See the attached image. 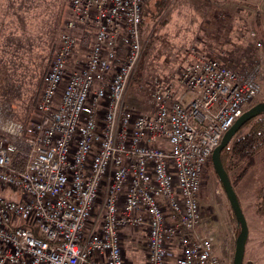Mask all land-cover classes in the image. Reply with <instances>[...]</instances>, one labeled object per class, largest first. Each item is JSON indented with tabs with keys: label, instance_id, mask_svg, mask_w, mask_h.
<instances>
[{
	"label": "built area",
	"instance_id": "obj_1",
	"mask_svg": "<svg viewBox=\"0 0 264 264\" xmlns=\"http://www.w3.org/2000/svg\"><path fill=\"white\" fill-rule=\"evenodd\" d=\"M148 1L68 0L36 118L0 122V191L16 194L0 196V264H126V229L144 230L145 264H221L199 195L214 149L261 92L259 50L193 56L136 112L123 97Z\"/></svg>",
	"mask_w": 264,
	"mask_h": 264
},
{
	"label": "rangeland",
	"instance_id": "obj_2",
	"mask_svg": "<svg viewBox=\"0 0 264 264\" xmlns=\"http://www.w3.org/2000/svg\"><path fill=\"white\" fill-rule=\"evenodd\" d=\"M159 2H163L160 12ZM146 5L141 54L123 97L128 108L142 112L151 107L150 84L168 82L193 56L243 58L249 54L246 48L255 44L264 70V0H149ZM27 7L26 12L19 8L15 13L18 24L25 20L28 24L27 29H18L17 53L0 55V122L11 119L29 126V120L36 118L35 104L60 48L64 24L72 15L68 0H32ZM79 32H75L77 38ZM256 43L262 45L260 49ZM86 46L79 43L77 55ZM139 77L146 87H138ZM260 84L259 96L246 110L264 101V79ZM248 129L243 127L228 146ZM224 160L248 228L243 264H264V215L255 212L256 190L264 184V150L249 167L246 159L228 155ZM244 168L248 169L243 173ZM203 177L199 203L204 228L221 264H232L240 227L213 166ZM0 196L16 198L12 190L0 191ZM145 239L144 230H124L126 264L146 263Z\"/></svg>",
	"mask_w": 264,
	"mask_h": 264
},
{
	"label": "water",
	"instance_id": "obj_3",
	"mask_svg": "<svg viewBox=\"0 0 264 264\" xmlns=\"http://www.w3.org/2000/svg\"><path fill=\"white\" fill-rule=\"evenodd\" d=\"M264 112V101L257 103L246 110L234 124L224 133L219 145L214 149L211 155V162L214 173L216 174L222 189L227 197L232 213L235 216L236 222L240 227L239 234L235 241V250L232 264H243L245 243L248 235V228L245 217L241 210L237 195L231 185L230 179L223 167L220 159L221 151L230 143L231 139L236 135L240 128L248 121L259 116Z\"/></svg>",
	"mask_w": 264,
	"mask_h": 264
},
{
	"label": "trees",
	"instance_id": "obj_4",
	"mask_svg": "<svg viewBox=\"0 0 264 264\" xmlns=\"http://www.w3.org/2000/svg\"><path fill=\"white\" fill-rule=\"evenodd\" d=\"M158 5H159L158 9L160 12L163 7L162 6L163 2H159ZM146 7L147 5L145 6L144 12H143V20H142L143 27H144V20H145L146 13H148L146 12ZM138 79L139 81H141L140 77ZM44 83H45V80H44ZM260 102L262 101H259L258 103ZM245 126H249L248 131L244 135L234 139L230 146H228L230 144L229 143L221 151L220 159H221V162L223 164L225 171L227 170L226 162L224 160L226 156L230 155L231 157H234V158L246 159L248 162L247 167H249L253 163L254 159L264 150V112L261 113L259 116L253 118L252 120L248 121L246 124H244L240 128V130ZM13 159H14V166L19 167L20 166V164L18 163V161L20 160L19 157H13ZM209 166L210 167L212 166L211 159L208 161L206 167L204 168V171H206L209 168ZM246 169L248 168H244L242 172L243 173L246 172ZM255 200H256L255 212L258 215H264V184L258 187V189L256 190ZM232 215H233V219H235V216L233 213Z\"/></svg>",
	"mask_w": 264,
	"mask_h": 264
},
{
	"label": "crops",
	"instance_id": "obj_5",
	"mask_svg": "<svg viewBox=\"0 0 264 264\" xmlns=\"http://www.w3.org/2000/svg\"><path fill=\"white\" fill-rule=\"evenodd\" d=\"M32 0H0V55L16 54L18 45V29H27V20L18 24L17 15L20 10L22 13L27 10V2ZM14 13V14H13ZM26 35V34H25ZM21 36H24V34ZM16 52V53H15ZM2 57H0L1 59ZM7 60L6 58H4Z\"/></svg>",
	"mask_w": 264,
	"mask_h": 264
},
{
	"label": "bare ground",
	"instance_id": "obj_6",
	"mask_svg": "<svg viewBox=\"0 0 264 264\" xmlns=\"http://www.w3.org/2000/svg\"><path fill=\"white\" fill-rule=\"evenodd\" d=\"M244 112H245V111H244ZM244 112H243V113H244Z\"/></svg>",
	"mask_w": 264,
	"mask_h": 264
}]
</instances>
